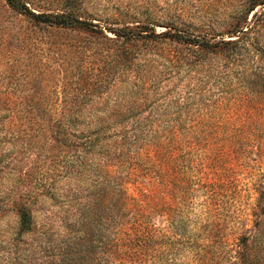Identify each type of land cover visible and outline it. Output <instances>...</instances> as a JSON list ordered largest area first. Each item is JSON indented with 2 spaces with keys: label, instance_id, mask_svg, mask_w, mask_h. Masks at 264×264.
I'll return each instance as SVG.
<instances>
[{
  "label": "rangeland",
  "instance_id": "obj_1",
  "mask_svg": "<svg viewBox=\"0 0 264 264\" xmlns=\"http://www.w3.org/2000/svg\"><path fill=\"white\" fill-rule=\"evenodd\" d=\"M21 1L98 28L0 0V264H264V0Z\"/></svg>",
  "mask_w": 264,
  "mask_h": 264
},
{
  "label": "trees",
  "instance_id": "obj_2",
  "mask_svg": "<svg viewBox=\"0 0 264 264\" xmlns=\"http://www.w3.org/2000/svg\"><path fill=\"white\" fill-rule=\"evenodd\" d=\"M8 4L15 10H21L22 12L27 13L31 18H33L36 21L44 22V23H49L52 25L56 26H61V27H84L88 28L90 30H93L94 28H98L97 25L93 24L92 22L88 21H83L81 19H78L75 16H70V15H50V14H35L31 11H29L25 5L24 1L21 0H7ZM256 5H253L250 9V11H253ZM255 16V14H253ZM242 30V29H241ZM240 30V31H241ZM242 32V31H241ZM113 33L117 37L121 38H129L131 36V31L127 29H118V30H113ZM227 42H233V41H227ZM30 213L28 210L24 209L19 212V225L20 228L23 229H29L30 224H31V218H30ZM245 239H242V251L239 255V261L241 264H259L260 262V257L262 255V247L261 245H254L249 246L247 243H244Z\"/></svg>",
  "mask_w": 264,
  "mask_h": 264
}]
</instances>
